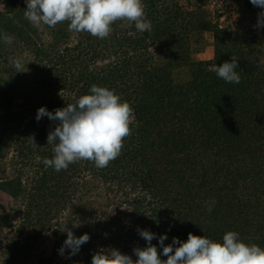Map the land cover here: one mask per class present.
Returning a JSON list of instances; mask_svg holds the SVG:
<instances>
[{
    "label": "trees",
    "instance_id": "1",
    "mask_svg": "<svg viewBox=\"0 0 264 264\" xmlns=\"http://www.w3.org/2000/svg\"><path fill=\"white\" fill-rule=\"evenodd\" d=\"M16 1L10 0L6 11L0 13V30L13 35L14 41L32 45L31 23L14 22L16 16L22 15L15 8ZM143 2L151 31L141 34L134 25L117 20L106 38L81 32L77 43L59 50L58 73L50 68L43 73L44 84H40L51 87L52 83H60L65 88L80 84L81 90L74 98L63 96L54 104L53 98L43 100L50 111L74 104L88 94L93 84L114 89L133 108L131 134L124 138L120 155L104 168H97L90 161L100 186L103 181H115L120 190L129 185L134 192L139 186L146 191L145 195L132 198V204L139 209L134 207L130 213L128 228L110 232L106 240L117 246L119 237L133 242L128 252L133 260L137 259L133 249L146 246L138 229L157 235L167 233L165 244L171 243L173 237L186 240L189 232L220 240L225 232L242 229L247 242L251 241L247 235H259L264 240V226L251 227L254 217L264 221V105L259 110L250 109L255 93L262 88V79L255 76L256 57L237 52L238 46L235 48L231 42L227 44L228 39L221 33L229 27L220 26L222 13L216 14L220 8L210 9V0H187L191 4L188 7L179 0ZM68 23H63L67 29L56 30L58 44L73 33ZM195 32L201 36L213 32L216 58L204 62V68L189 81L175 83L173 70L189 63V36ZM0 44L4 42L0 40ZM49 50L53 49L37 51L42 60L44 55L50 57ZM232 55L239 57L237 71L248 74L242 76L239 84L227 83L209 69L230 61ZM195 64L201 66L202 62ZM3 81L0 76V110L5 111L7 121L0 128V138L8 124L19 119L13 111L19 91L14 84L5 85ZM251 85L255 89L249 94ZM237 99L240 102L235 106L232 102ZM56 125L46 116L33 120L29 132L32 145L37 141L47 143V136ZM0 156H4L1 146ZM52 156L50 152L49 157ZM221 163L225 167L217 166ZM209 165H213L211 170H207ZM52 170L51 180L62 184L68 168ZM212 179L221 189L216 193L211 192ZM21 181L20 176L6 179L1 186L17 198L23 192ZM213 200L214 211L207 212V205ZM99 238L105 237L97 234L96 239ZM152 243L157 245L158 252L162 251L156 239Z\"/></svg>",
    "mask_w": 264,
    "mask_h": 264
},
{
    "label": "rangeland",
    "instance_id": "2",
    "mask_svg": "<svg viewBox=\"0 0 264 264\" xmlns=\"http://www.w3.org/2000/svg\"><path fill=\"white\" fill-rule=\"evenodd\" d=\"M9 1L0 0V13L6 11ZM17 1L15 8L22 15L16 16L14 22L30 23L23 15L26 11L25 0ZM179 1L187 7L191 5L187 0ZM210 6L214 11L220 8L216 11V14L222 13L220 26L229 27L228 31L221 33V35L225 34V40L228 39L227 44L231 42L235 48L238 46L237 52L256 57L255 76L258 75L262 79V88L257 94L255 93L256 98H253L250 109L259 110L264 105V27H257L258 13L261 9L254 6L250 0H210ZM63 23H58L55 27L46 25L36 27L31 23L30 36L34 40L32 45L23 40L13 41L12 44H0V76L4 79L5 85L14 84L19 91L13 107L19 119L8 124L5 135L0 138L4 155L0 156V264H76V262L91 264L93 253L100 247H115L124 253H128L133 248V242L130 240L127 242L126 238H116L118 246L110 243L111 241L106 238L110 232L127 227L130 223L129 215L136 207L132 204L133 196L145 195L146 191L139 186L134 192L129 185L120 190L118 182L115 181H103V185L100 186L99 177L95 175V169L88 160H79L70 164L66 173L68 176L60 186L56 181L51 180L52 168L43 163L45 158H50L53 145L46 142L38 144L40 141H37L34 146L29 138V132L33 128L31 123L36 119L37 109L44 106L43 100L53 98L54 104L63 96L74 98L81 90L80 84L70 88H65L60 83L53 85L52 82L51 87L40 86L44 84L43 73L48 72L50 68L56 74L60 70L61 65L56 64L59 50L67 44L74 45L81 37L77 32L69 33V37L59 41L58 44L55 38L56 30L67 29ZM118 26L124 27L120 24ZM244 35L251 37L252 40H248ZM189 44L190 61L173 70L175 83L189 81L194 73L204 68L206 65L204 62L216 58L213 32L205 33L203 36L197 32L192 33L189 36ZM48 49H53L49 50L50 57L46 58L44 55L42 60V56L37 51ZM12 58H23L25 63L29 61L26 71L16 72L10 63ZM196 62H202V65L197 66ZM209 69L212 67L210 66ZM212 73L215 75L213 71ZM239 73L241 80L242 76L248 75L246 71ZM38 88H43L45 91H38ZM253 89L255 87L251 85L248 93L250 94ZM239 102L240 99H237L232 103L237 106ZM6 121L5 111L0 110V128L6 125ZM45 150L47 151L44 152ZM37 157L40 159L38 160ZM223 164L217 166L225 167ZM212 167L213 165H209L207 170ZM19 176L22 179L23 192L15 198L1 184L6 179ZM214 181L216 180L212 179L211 192L216 193L221 189L214 185ZM227 189L229 191L230 188ZM76 223L79 226H76ZM252 226L253 228L264 226V221L261 217L258 220L254 217ZM68 230L73 231L76 236L85 232L90 235V240L81 247L80 252L71 257L68 251L63 255L58 252ZM234 231L239 232L241 237L245 236L244 229ZM97 234H102L105 238L97 240ZM257 237L246 236L247 239H251L250 243L264 246L261 236Z\"/></svg>",
    "mask_w": 264,
    "mask_h": 264
},
{
    "label": "clouds",
    "instance_id": "3",
    "mask_svg": "<svg viewBox=\"0 0 264 264\" xmlns=\"http://www.w3.org/2000/svg\"><path fill=\"white\" fill-rule=\"evenodd\" d=\"M250 2L261 9L257 27H264V0ZM25 3V18L36 27H55L68 21L70 31L87 32L101 39L109 36L117 20L134 25L141 34L152 28L143 0H25ZM14 39L0 30L4 43L12 44ZM238 60L232 55L230 61L214 65L211 71L227 83L239 84ZM10 63L16 72L26 71L23 58H12ZM45 116L57 122L47 136V144L53 145V156L43 160L46 166L59 172L79 160H88L97 168H104L120 155L124 138L131 134L133 108L114 89L93 84L88 94L80 96L74 104L55 111L39 107L36 120ZM214 203L213 200L207 205V211H212ZM138 233L146 246L133 249L137 259L115 247H100L93 253L91 264H264V246L247 242L234 230L225 232L220 240L189 232L186 240L173 237L169 244H165L167 233L157 235L148 229H138ZM154 239L162 251L158 252L157 245L152 243ZM89 240L87 232L76 236L68 230L58 252L63 255L68 251L69 257L75 256Z\"/></svg>",
    "mask_w": 264,
    "mask_h": 264
}]
</instances>
